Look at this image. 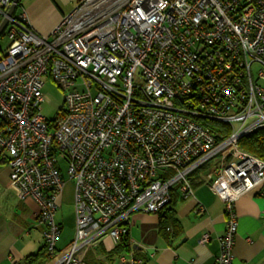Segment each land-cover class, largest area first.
Returning <instances> with one entry per match:
<instances>
[{"label":"built area","instance_id":"built-area-1","mask_svg":"<svg viewBox=\"0 0 264 264\" xmlns=\"http://www.w3.org/2000/svg\"><path fill=\"white\" fill-rule=\"evenodd\" d=\"M14 2L0 0L3 19ZM7 35L0 166L10 167L19 199L40 204L50 258L63 251L65 162L75 179L76 233L55 264H90L96 242L119 243L133 212H160L174 193L188 195L192 173L219 153L207 176L228 221L213 264H233L236 201L264 197V159L239 145L264 126V0H79L48 36L26 12L9 17ZM50 79L65 102L52 119L41 110ZM120 262L143 259L131 252Z\"/></svg>","mask_w":264,"mask_h":264},{"label":"crops","instance_id":"crops-1","mask_svg":"<svg viewBox=\"0 0 264 264\" xmlns=\"http://www.w3.org/2000/svg\"><path fill=\"white\" fill-rule=\"evenodd\" d=\"M78 1L20 0L14 16L26 12L33 29L48 36ZM7 30L8 25L2 34ZM10 171L9 166H0V264H39V259L32 263L28 257L44 246L43 226L32 219L35 202L19 199L10 187ZM192 178V191L186 196L175 194L167 209L131 214L130 249L120 248V242L105 235L88 251V262L121 264V255L135 252L143 264L215 263L220 253V237L227 227L226 205L207 174L195 173ZM263 209L264 197L258 191L244 193L237 199L233 264H264ZM59 224L62 233L65 225L62 221ZM74 233L67 241L59 237V250L69 247ZM205 234L209 240L202 242Z\"/></svg>","mask_w":264,"mask_h":264},{"label":"rangeland","instance_id":"rangeland-1","mask_svg":"<svg viewBox=\"0 0 264 264\" xmlns=\"http://www.w3.org/2000/svg\"><path fill=\"white\" fill-rule=\"evenodd\" d=\"M18 12V10H17ZM15 12V13H17ZM3 18L0 16V22ZM10 39L5 32L0 36V50H3L9 44ZM45 99L41 102L42 113L49 119L54 118L60 110L65 107L64 105V92L61 90L53 80H48L46 87L44 88ZM250 122V120H248ZM222 161V155L219 153L211 159L207 160L201 166L198 167V171L203 170L204 174L213 173L215 168ZM63 172L65 175L64 190L59 199V209L56 213V220L63 222L65 228H63L62 233L59 235L60 240H70V234L76 233V215H75V179L68 173L67 162L63 164ZM197 171V172H198ZM214 174V173H213ZM27 199H32L35 202L34 214L32 219L36 220V214L41 210L40 204L33 197H28ZM26 199V200H27ZM74 233V234H75ZM59 240V239H58ZM70 247L65 248L62 253L54 258H50L47 264H55L61 256L69 252Z\"/></svg>","mask_w":264,"mask_h":264},{"label":"trees","instance_id":"trees-1","mask_svg":"<svg viewBox=\"0 0 264 264\" xmlns=\"http://www.w3.org/2000/svg\"><path fill=\"white\" fill-rule=\"evenodd\" d=\"M214 125L221 128V130H223V129L228 130L227 125H223V124H219V123H214ZM218 137L220 139H222L224 136L220 135ZM239 145L243 150L264 159V126L257 128L256 130L249 132L248 134L244 135L239 140ZM197 171H198V168L192 173V175L195 173L199 174V173L204 172L203 170L198 171V172ZM192 175H191V180H194L192 178ZM192 185H193V183H192ZM175 194H179V193L173 194L171 202L174 201ZM171 202L165 208H163L161 211L167 209L170 206ZM119 247L126 249V250L130 249L128 233L125 234L121 238V241L119 243ZM28 258H29V261L32 263L37 262L36 260L39 259L40 260L39 264H47V262L50 260V257H49V254L47 253L45 245L36 254H33V255L29 256Z\"/></svg>","mask_w":264,"mask_h":264},{"label":"water","instance_id":"water-1","mask_svg":"<svg viewBox=\"0 0 264 264\" xmlns=\"http://www.w3.org/2000/svg\"><path fill=\"white\" fill-rule=\"evenodd\" d=\"M19 2L20 0H15V2L11 5L10 10L8 12L9 17L13 16L17 6L19 5ZM9 17H5L0 23V35L5 31L9 22Z\"/></svg>","mask_w":264,"mask_h":264}]
</instances>
